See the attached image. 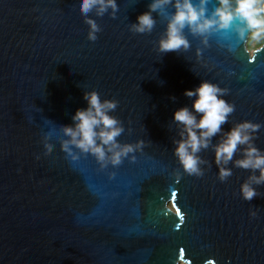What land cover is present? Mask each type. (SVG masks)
Wrapping results in <instances>:
<instances>
[{"label": "water", "instance_id": "obj_1", "mask_svg": "<svg viewBox=\"0 0 264 264\" xmlns=\"http://www.w3.org/2000/svg\"><path fill=\"white\" fill-rule=\"evenodd\" d=\"M245 2L0 0V264H264Z\"/></svg>", "mask_w": 264, "mask_h": 264}, {"label": "trees", "instance_id": "obj_2", "mask_svg": "<svg viewBox=\"0 0 264 264\" xmlns=\"http://www.w3.org/2000/svg\"><path fill=\"white\" fill-rule=\"evenodd\" d=\"M247 7L252 10L256 15H264V0H255L247 5ZM253 33V32H252ZM264 40V28L258 35V44H261Z\"/></svg>", "mask_w": 264, "mask_h": 264}, {"label": "built area", "instance_id": "obj_3", "mask_svg": "<svg viewBox=\"0 0 264 264\" xmlns=\"http://www.w3.org/2000/svg\"><path fill=\"white\" fill-rule=\"evenodd\" d=\"M255 0H246L245 4H250L251 2H254ZM256 15V14H255ZM261 20L260 24L258 22ZM264 28V15H256V21L253 24V27L251 29V32H253L256 36L261 33V31Z\"/></svg>", "mask_w": 264, "mask_h": 264}, {"label": "rangeland", "instance_id": "obj_4", "mask_svg": "<svg viewBox=\"0 0 264 264\" xmlns=\"http://www.w3.org/2000/svg\"><path fill=\"white\" fill-rule=\"evenodd\" d=\"M260 22L261 20L258 22V24H260ZM257 42H258V35L256 36L254 33L251 32L246 41V48L249 50V52H251L255 47L259 45ZM180 264H184V263L181 262Z\"/></svg>", "mask_w": 264, "mask_h": 264}]
</instances>
